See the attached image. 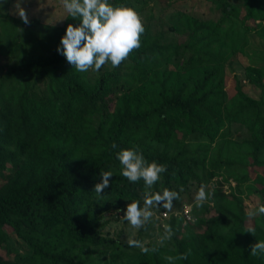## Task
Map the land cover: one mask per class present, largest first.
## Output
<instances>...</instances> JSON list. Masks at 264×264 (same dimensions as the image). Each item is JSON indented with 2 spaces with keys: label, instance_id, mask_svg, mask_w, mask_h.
<instances>
[{
  "label": "trees",
  "instance_id": "trees-1",
  "mask_svg": "<svg viewBox=\"0 0 264 264\" xmlns=\"http://www.w3.org/2000/svg\"><path fill=\"white\" fill-rule=\"evenodd\" d=\"M149 1L112 0L136 12L151 10ZM211 1L216 19L181 9L169 14V27L183 35L177 41H162L163 25L152 12L147 23L157 33L144 31L139 48L95 76L57 52L67 25L79 23L72 17L48 24L57 38L52 54L0 64V264H88L73 247L124 246L100 234L99 219H114L117 209L133 200L142 204L146 193L165 188L178 192L171 205L178 210L181 192L237 162L216 159L209 169L200 157L211 143L225 141L236 122L251 134L244 155L253 166L264 163V96L248 95L237 77L236 92L227 96L222 61H211L216 47L243 41L247 20L264 19V0ZM253 63L264 68V56ZM263 75L251 72L249 80L264 88ZM130 147L166 165L150 188L120 175L116 153ZM106 170L113 175L97 194L94 185ZM222 185L213 190L217 212L207 202L194 204L193 226L173 214V247L150 246V264H172L169 255L174 264H264V254H249L256 240H264V215L248 226L242 202ZM197 225L205 228L194 230Z\"/></svg>",
  "mask_w": 264,
  "mask_h": 264
},
{
  "label": "rangeland",
  "instance_id": "rangeland-1",
  "mask_svg": "<svg viewBox=\"0 0 264 264\" xmlns=\"http://www.w3.org/2000/svg\"><path fill=\"white\" fill-rule=\"evenodd\" d=\"M234 1L237 0L232 2ZM148 4L151 10L148 8L147 11L137 12L142 19L144 31L152 30L156 34L159 30L158 27L154 29L147 23V18L153 12L163 25L161 37L163 42L177 41L183 38L180 32L169 27V14L176 10L192 12L201 19H216L219 15L211 0H150ZM21 11H25L27 23L21 19L19 15ZM244 13L241 11L240 19L243 18ZM67 17V12L63 8V0H0V64L9 63L12 65L17 62L18 58H27L29 55L37 58L40 54H52L57 38L48 24L63 25ZM246 27L250 31L242 42H237L234 48L232 45L223 48L216 47V58H211V61H222L225 74L223 89L227 96L236 92L234 84L237 77L248 95L261 98L264 96V88L250 82L249 76L251 72L264 74V68L253 63V60L259 56H264V19L247 20ZM37 41L46 42V45L37 47ZM111 66L110 62H105L99 70L89 68L88 71L95 76ZM45 86L46 82L38 83L35 89L40 92ZM247 114L253 115L251 111ZM71 117L78 119L80 115L72 113ZM232 130V134L225 141L219 140L211 143L209 151L207 153L200 152V157L205 160L209 169L212 167L211 162L216 159L221 160L229 157L237 162L230 167L222 165L218 173L212 176L207 183L203 185L193 183L188 192H181V205L178 210L174 207L162 209L160 206H153L151 208L152 216L148 222L142 226L134 227L125 220L124 210L117 209L114 219L109 216L99 219L97 230L106 238L118 239L126 247L123 245L114 248L75 246L73 250L88 264H150V251L141 252L137 247H129L127 240L136 239L141 234L143 236L140 241L149 249L152 245L164 249L173 247L171 238L162 239L165 228H170L169 223L173 214L183 217L185 225H194L195 218L192 213L193 205L196 204L194 197L201 186H204L206 191L211 190L213 193V190L223 182L222 188L231 196L238 198L246 212L264 204V163H261L260 166H253L244 155V151L248 150V147H245V140L251 136L244 123H234ZM186 142L189 143V140L187 139ZM172 148L174 149V147ZM260 158L264 161V152ZM205 202L209 204L212 212L218 211L213 195ZM185 207L190 209L189 216L184 213ZM258 216L248 217L245 215V223L248 226H253ZM204 228L205 225L194 226V230L198 231ZM194 230L192 231L195 232Z\"/></svg>",
  "mask_w": 264,
  "mask_h": 264
},
{
  "label": "clouds",
  "instance_id": "clouds-1",
  "mask_svg": "<svg viewBox=\"0 0 264 264\" xmlns=\"http://www.w3.org/2000/svg\"><path fill=\"white\" fill-rule=\"evenodd\" d=\"M63 8L68 17L79 18V23L67 25L57 45V52L63 54L77 71L84 72L89 68L99 70L105 62L116 67L133 49L140 47V35L144 32V25L132 7L114 4L112 0H63ZM19 15L27 23L25 11L19 12ZM116 156L121 165L120 175L132 182L142 179L147 188L166 171L165 164L155 160L148 161L136 147L122 148ZM100 175L101 179L93 189L97 194H103L102 190L109 185L113 172L101 171ZM212 195L211 190L206 191L201 186L194 197L196 207L211 199ZM178 196L177 191L167 188L151 195L146 193L142 204L136 200L127 203L123 216L130 225L142 226L152 216L153 206L170 208ZM245 214L248 217L264 215V204L248 210ZM246 230L255 232L251 227ZM172 234L170 228H165L162 239H170ZM127 244L139 248L141 252L150 251L139 239L130 238ZM249 254H264V240H256L251 245ZM166 259L174 264L176 257L169 255Z\"/></svg>",
  "mask_w": 264,
  "mask_h": 264
},
{
  "label": "built area",
  "instance_id": "built-area-1",
  "mask_svg": "<svg viewBox=\"0 0 264 264\" xmlns=\"http://www.w3.org/2000/svg\"><path fill=\"white\" fill-rule=\"evenodd\" d=\"M189 210H190V209H189L188 207H185V208H184V213L188 215ZM164 214H166V212H164ZM188 216H189V215H188Z\"/></svg>",
  "mask_w": 264,
  "mask_h": 264
}]
</instances>
